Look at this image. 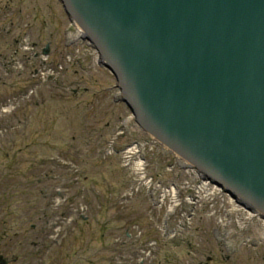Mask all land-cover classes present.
<instances>
[{"label": "water", "instance_id": "water-1", "mask_svg": "<svg viewBox=\"0 0 264 264\" xmlns=\"http://www.w3.org/2000/svg\"><path fill=\"white\" fill-rule=\"evenodd\" d=\"M141 124L264 215V0H62Z\"/></svg>", "mask_w": 264, "mask_h": 264}, {"label": "rangeland", "instance_id": "rangeland-1", "mask_svg": "<svg viewBox=\"0 0 264 264\" xmlns=\"http://www.w3.org/2000/svg\"><path fill=\"white\" fill-rule=\"evenodd\" d=\"M50 1L54 0H46L45 3ZM40 2L25 0L23 10L30 12ZM7 15V12H0V20ZM61 15L56 9H50L46 12L45 20L36 25L30 24L25 18L14 19L16 27L10 29L9 40L20 33L25 24L34 38H38L37 34L40 33L42 39L62 47L61 40H54L55 33L59 34V39L61 36L64 22ZM7 46L0 44V53L7 52ZM73 80L81 82L79 89L77 85L68 83ZM111 81L110 74L99 69L98 72L69 73L65 76L63 85H41L33 82L31 88L36 89L34 95L23 98L11 114L0 116V129H5V133L0 135V234L10 236L18 231L22 235L20 250L25 254L18 264H25L27 255L36 253L37 250L31 243L36 238L40 240L43 235L45 238L41 241L44 248L46 246L47 254L40 256L38 264H106L101 258L108 255L107 249L111 244L107 238L113 231L108 227L104 228V223L114 219L116 222L112 221L113 223L122 226L115 235L121 239V233L127 227L131 239L134 240L133 248L137 250L136 244L142 246L138 249L140 256L147 250L144 241L157 239L158 244L149 256L153 264H218L222 252L213 235L215 222L205 216L204 211H200V217L194 220L191 236H180L177 233L175 237L178 238L166 241L158 236L153 227L155 225L152 220L158 218L159 212L149 218L150 208L146 196L140 194L121 208L112 202L108 203L110 193L116 195L126 181L116 156L106 161L98 155L101 143L110 138L112 129L121 116L126 114L122 104L113 102V92L111 95L108 89ZM29 84L24 74H4L0 69V101ZM61 158L68 163V158L77 162L82 179L72 190L69 189V193L75 197H72L74 203L86 205L88 210L84 213V219L79 217L78 221L72 220L62 239L55 244L46 237L50 227L46 229L43 223L41 228L44 230L37 234L36 230L40 226L36 225L39 221L35 216L28 217L30 212L27 215L24 212L29 209L28 206L40 207V211L47 212L43 220L48 217L50 221H54L62 213L64 216L68 214L62 209L58 215L48 214L47 207L54 182L41 177L48 159L55 161ZM19 216L23 218L20 223L15 221ZM32 224L35 227L31 228ZM135 226L141 230V234L133 229ZM5 227L7 229L2 231ZM102 228L104 244L97 241ZM3 243L9 245V240H4ZM239 247L238 258L249 259L251 249ZM14 253L19 255V250L15 249ZM232 255L230 253L227 256ZM33 263L37 264L34 259ZM226 264H232V259Z\"/></svg>", "mask_w": 264, "mask_h": 264}, {"label": "bare ground", "instance_id": "bare-ground-1", "mask_svg": "<svg viewBox=\"0 0 264 264\" xmlns=\"http://www.w3.org/2000/svg\"><path fill=\"white\" fill-rule=\"evenodd\" d=\"M226 229L227 230H224L225 232H228L227 233V235H230L231 234V232H230V230H231V228L229 227L228 228V224H227V226H226ZM230 233V234H229ZM232 235V234H231ZM225 237H226V235H224ZM263 237H264V235H262ZM231 239H232V236L230 237ZM236 244H238V245H240V243H239V241H237V240H233Z\"/></svg>", "mask_w": 264, "mask_h": 264}, {"label": "flooded vegetation", "instance_id": "flooded-vegetation-1", "mask_svg": "<svg viewBox=\"0 0 264 264\" xmlns=\"http://www.w3.org/2000/svg\"><path fill=\"white\" fill-rule=\"evenodd\" d=\"M14 260V258H12V261Z\"/></svg>", "mask_w": 264, "mask_h": 264}]
</instances>
